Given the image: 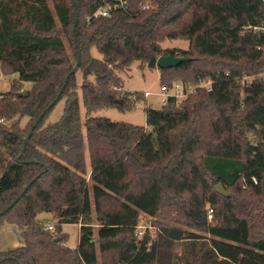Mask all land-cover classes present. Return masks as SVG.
I'll return each instance as SVG.
<instances>
[{
    "label": "trees",
    "instance_id": "16d2710c",
    "mask_svg": "<svg viewBox=\"0 0 264 264\" xmlns=\"http://www.w3.org/2000/svg\"><path fill=\"white\" fill-rule=\"evenodd\" d=\"M51 1L0 0L1 71L18 73L0 92V212L40 174L0 215V230L15 225L22 241L0 250V264H99L95 239L101 264H264V0H127L107 17L93 15L100 0ZM166 39L190 45L164 48ZM166 54L189 59L159 68ZM135 61L158 68L166 90L211 89L147 107L145 125L92 116L141 98L120 76ZM58 94L64 113L48 122ZM142 214L155 237L139 236ZM64 223L80 225L75 247Z\"/></svg>",
    "mask_w": 264,
    "mask_h": 264
},
{
    "label": "rangeland",
    "instance_id": "374dc122",
    "mask_svg": "<svg viewBox=\"0 0 264 264\" xmlns=\"http://www.w3.org/2000/svg\"><path fill=\"white\" fill-rule=\"evenodd\" d=\"M51 6H53V2L49 0ZM59 26V25H58ZM60 27V26H59ZM65 43L68 48L70 55L73 54L69 41L65 38ZM190 45L189 40L187 39H166L162 42V46L164 48H181L188 49ZM94 55L100 56L99 52L94 49ZM120 76L123 79V87L128 91H138L141 94V98L136 101V104L132 105V108L126 111L119 110L118 108L109 107L103 108L97 111L92 112V116H106L115 121H126L131 122L138 125L146 124V111L147 107L160 108L163 104V98L165 91L160 83V70L158 68H145L142 69L139 67V61H135L130 69L121 71ZM18 77V73L11 74H3L1 71L0 64V92H5L11 88V84L14 78ZM78 79V93H79V104H80V116L82 121V128L84 136H86V126L85 121L87 117V111L83 103L82 98V74L79 72L77 74ZM32 82H24V88H31ZM148 91L150 95L145 96L144 92ZM65 108V99H61L54 106L52 111L50 112L47 121L48 122H56L58 121L63 113ZM27 118L22 119L21 126H24L27 122ZM86 159L88 165L90 164L89 151L86 150ZM218 184V183H217ZM216 185V184H215ZM43 213V212H41ZM39 213L40 215H42ZM93 228H94V236L97 238L98 234V222L96 220V213L93 210ZM142 218H144L143 224L148 228L149 233L152 237L156 236L157 233V224H153L150 221V218L147 214H142ZM211 218V217H210ZM44 220V218H43ZM157 220H159L157 218ZM161 220V219H160ZM55 219L44 220V222L55 223ZM162 221V220H161ZM47 224V223H46ZM54 226V225H53ZM16 226L12 224H5L0 230V250L9 249L21 244V240L18 238V234L16 232ZM64 232L68 233L69 237L67 240V244L71 247H75L79 240L80 234V226L77 223H64L62 226ZM98 248V257L99 264L102 262V257L99 252V242L95 239ZM17 243V244H15ZM15 244V245H14ZM177 251H180V247L177 248Z\"/></svg>",
    "mask_w": 264,
    "mask_h": 264
},
{
    "label": "built area",
    "instance_id": "2783aa9c",
    "mask_svg": "<svg viewBox=\"0 0 264 264\" xmlns=\"http://www.w3.org/2000/svg\"><path fill=\"white\" fill-rule=\"evenodd\" d=\"M100 2H101L100 5L93 13L94 16H105V17L110 16L113 9L125 8L127 4V0H113V1L100 0ZM260 75L264 76V71ZM245 80L249 81L250 77L246 76ZM210 84H211V81H202L197 86H207V88L210 90L211 89ZM197 86L193 84H185L182 81H178L175 83L174 87L171 90H166L165 88H163V90L165 91L163 103H166L168 96H176L177 98H183L187 96L189 93L194 92ZM144 95L148 96L150 95V93L148 91H145ZM134 104H136V102H134ZM253 179L254 181H257L256 178H253ZM209 215L210 217L212 216V209H210ZM143 222H144V218L141 217L140 222L137 226V232L140 237L144 235L145 230H146V226L143 224ZM45 228L53 230L54 226L53 224H46Z\"/></svg>",
    "mask_w": 264,
    "mask_h": 264
},
{
    "label": "water",
    "instance_id": "95a60500",
    "mask_svg": "<svg viewBox=\"0 0 264 264\" xmlns=\"http://www.w3.org/2000/svg\"><path fill=\"white\" fill-rule=\"evenodd\" d=\"M73 4L76 6V2L75 0H72ZM78 20H79V11H77V14H76V18H75V22H74V26H73V36L75 37L76 39V27H77V23H78ZM78 46V59H77V62L75 63L74 67L72 68V70L70 71L69 75L67 76V80L69 78V76L71 74H74L77 72V70L79 69V65H80V62H81V50L79 48V44H77ZM189 58L187 57H183V56H174L172 54H166V55H161L158 57L157 59V66L159 68H166V67H173V66H177L178 64H180L181 62L183 61H186L188 60ZM63 89V88H62ZM60 98V94H58V96L49 104L48 106V109L53 107L59 100ZM45 112L42 113V115L38 118V120L35 122L33 128L37 125V123L39 122V120L41 119V117L44 115ZM32 133V130L30 131V133L28 134V136H26L24 138V146H23V149H25L26 145H27V142L29 140V137ZM22 154H20L17 159H19V157L21 156ZM40 174H38L28 185H26L24 187V189L22 190V192L20 193V195L11 203L9 204L3 211L0 212V215H2L3 213H5L6 211H8L20 198L21 196H23V194L26 192V190L28 189L29 185L37 178L39 177ZM215 188L218 192L222 193V194H228V191L226 190V188L224 187V185L219 182L218 184L215 185ZM94 241V240H93Z\"/></svg>",
    "mask_w": 264,
    "mask_h": 264
},
{
    "label": "crops",
    "instance_id": "0c3cea01",
    "mask_svg": "<svg viewBox=\"0 0 264 264\" xmlns=\"http://www.w3.org/2000/svg\"><path fill=\"white\" fill-rule=\"evenodd\" d=\"M42 215H40V214H38V219L39 220H41V221H44V220H50V219H54V217H53V215L51 214V213H47V212H43V213H41ZM43 218H44V220H43ZM45 223H47V224H52V223H48V222H45ZM63 226V225H62ZM80 226V225H79ZM22 242V241H21ZM15 244H17V243H15ZM14 244V245H15ZM22 244V243H21ZM21 244H19V245H21ZM19 245H17V246H19ZM16 247V246H15Z\"/></svg>",
    "mask_w": 264,
    "mask_h": 264
}]
</instances>
